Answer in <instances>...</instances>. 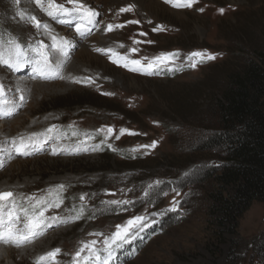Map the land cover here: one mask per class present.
Returning a JSON list of instances; mask_svg holds the SVG:
<instances>
[{
	"label": "rangeland",
	"instance_id": "rangeland-1",
	"mask_svg": "<svg viewBox=\"0 0 264 264\" xmlns=\"http://www.w3.org/2000/svg\"><path fill=\"white\" fill-rule=\"evenodd\" d=\"M56 2L72 7L67 0ZM83 2L99 15L97 26L80 37L74 24L60 23L65 17H49L36 0H0V45L5 49L9 37L25 48L40 40L51 44L44 28H35L26 18L33 15L73 44L66 58L53 54V60H63L62 79H33L31 70L20 76L0 65V84L7 99L19 102L24 97L12 116L0 118V137L4 136L0 155L5 152L0 156V188L15 193L18 205L27 207L24 198L65 185L61 207L50 209L48 216L69 218L83 205L80 220L53 225L25 244H38L29 254L5 257L0 264H35L38 257L56 248L61 249L57 260L43 264H72L81 241L102 239L90 233L108 235L116 224L135 215L145 216L150 226L120 249L112 264H261L257 250L264 243V203L252 202L235 233L215 225L208 211L210 186L203 177L216 159L190 154L208 132L204 126L214 118L209 106L226 71L262 39L264 0H197L191 8H174L164 0ZM128 5H134L131 12H119ZM221 8L223 13L218 11ZM20 12L26 17L21 18ZM109 24L124 27L105 31ZM158 25L164 30L153 31ZM97 48L112 49L117 55L109 59L112 53L97 52ZM194 51L216 58L192 68L187 56ZM161 52L179 55L151 75L131 71L136 66L124 67V61L114 62L126 56L146 65L142 58ZM22 78L28 84L20 83ZM52 125L56 128L49 134L53 138L47 152L32 150L25 156L2 151L27 133L44 141L45 135L40 134ZM108 127L113 129L110 136ZM122 128L129 131L121 134ZM154 140L155 148L139 147ZM57 145L63 151L53 154ZM108 200L132 203L117 207L104 203ZM174 200L176 210L172 211ZM217 230L224 234H216ZM233 242L235 257L230 252ZM25 245L2 244L3 249L17 250Z\"/></svg>",
	"mask_w": 264,
	"mask_h": 264
},
{
	"label": "snow or ice",
	"instance_id": "snow-or-ice-1",
	"mask_svg": "<svg viewBox=\"0 0 264 264\" xmlns=\"http://www.w3.org/2000/svg\"><path fill=\"white\" fill-rule=\"evenodd\" d=\"M15 2L19 3V0H15ZM164 2L170 4L174 8H191L197 3V0H164ZM36 3L49 17L54 19L65 17L66 19H59V22L74 24L75 31L80 37H85L91 32L92 27L97 26L96 17L99 15V12L85 4L83 0H67V4L72 5V7H66L65 4L57 3L56 0H36ZM133 7L134 5L122 7L119 9V12H131ZM199 11L203 12L204 9L200 8ZM218 11L223 13L224 9L221 8ZM19 15L21 18L26 17L24 12H20ZM26 18L35 28H44L51 40V44H45L43 40H40L34 45L25 48L17 38L9 37L6 42V49L0 45V65L7 66L13 71H19L26 66H31V77L33 79H41L44 81L62 79L63 77L60 73L63 60L57 59L53 62V54L66 58L69 55V49L73 47L72 42L53 34L49 26L47 24H41L34 15L27 16ZM128 23L135 24L139 23V21H128ZM149 23L151 22L149 21ZM122 27H124L123 24H109L105 31H111L113 28ZM163 30V27L159 25L153 28V31ZM141 35H146V33H141ZM149 43H151V41H149ZM96 51L112 53L109 59H113V56L117 55L112 49L97 48ZM130 51L135 52L137 49L132 48ZM178 55L177 52H161L152 58H142L147 60L146 65L142 64L140 60H128L126 56L119 57V59L114 62L121 63V61H124V67H130V65L136 66L130 67L131 71H144L151 75L153 74V69L168 66ZM215 58L216 55L202 51H194L187 56V59L191 61L189 66L192 68H195L198 63L214 60ZM74 82L80 83L81 81L75 80ZM17 91H20V89H17ZM23 99V95L20 96L19 102L15 99H7L5 88L3 84H0V118L12 116L21 106L20 102H22ZM55 128L56 126L52 125L50 128L46 129L44 134H40L45 135L44 141L33 139V137L37 136L35 133L27 140L23 137L19 138V142L13 140L9 151H15L18 155H30L31 150L37 147L38 144H42L53 138L49 134H51ZM97 131H104V129H98ZM128 131V129H120L121 134ZM112 133L113 129L108 127L107 136H110ZM55 138L59 139V137ZM116 138L119 139V136ZM156 146L157 141L154 140L151 145H141L139 147L155 148ZM58 151L59 149L53 148V154H56ZM133 151H136V149H133ZM0 166H3L2 163H0ZM155 183L158 185L160 181H156ZM149 187H152V185H149ZM64 190L65 185L58 184L55 185L54 188L47 189L44 195L39 197L35 195L28 196L24 198L27 201V207L18 205L15 193L12 191H0V243L19 248L35 240L42 235L46 229L51 228L55 224L68 223L70 220H80L83 215V205L75 216L69 218L46 215L50 209H59L61 207L63 203L62 193ZM144 194L147 196L148 192L145 191ZM79 199L83 202L86 199L85 194H82ZM104 203L120 207L121 205H129L132 202L128 200H108ZM176 203L177 202L174 200L170 210H176ZM124 210H126V208ZM153 215L156 214L154 213ZM146 221L147 218L145 216L135 215L121 224H116L115 231L108 235L100 232L90 233L89 235L102 237V239L89 240L87 242L81 241L80 247L72 254V264H112L116 258L117 252L126 244L131 243V241L136 239L145 228L150 226ZM98 244L100 246L96 247ZM85 252L87 253L86 255L84 254ZM60 254L61 249H53L38 257L35 264H43V262L49 260L55 262Z\"/></svg>",
	"mask_w": 264,
	"mask_h": 264
},
{
	"label": "trees",
	"instance_id": "trees-1",
	"mask_svg": "<svg viewBox=\"0 0 264 264\" xmlns=\"http://www.w3.org/2000/svg\"><path fill=\"white\" fill-rule=\"evenodd\" d=\"M249 52L226 71L209 106L214 118L204 126L208 132L190 154L216 159L203 177L210 186L208 211L231 233L252 202L264 203V32ZM235 249L233 242L232 257ZM257 251L264 264V243Z\"/></svg>",
	"mask_w": 264,
	"mask_h": 264
},
{
	"label": "bare ground",
	"instance_id": "bare-ground-1",
	"mask_svg": "<svg viewBox=\"0 0 264 264\" xmlns=\"http://www.w3.org/2000/svg\"><path fill=\"white\" fill-rule=\"evenodd\" d=\"M147 2L149 1V0H146ZM53 62H55V60H53ZM3 66V65H2ZM4 67V66H3ZM29 68H31L30 66H26L24 69H21L20 71H18V72H16L15 74H20V76H23V74H25L26 72H27V70L29 69ZM69 68V67H68ZM67 68V69H68ZM8 77V76H7ZM17 78V77H16ZM19 78V77H18ZM28 81L29 80H24L23 78H22V80H20V83H23V84H28ZM28 86H30V85H28ZM5 124H6V122H5ZM5 124H3L2 126H3V128H4V126H5ZM33 127V126H32ZM33 128H29L28 130L29 131H31ZM3 130V129H2ZM28 134V133H27ZM25 134L26 135V138L24 137V136H20V137H17V138H15L16 139V141L17 142H19V138H21V137H23V138H25L26 140L29 138V137H31V133L30 134ZM4 139V136H2L1 135V137H0V140H3ZM33 139H35V138H33ZM40 140L39 141H41V138H39ZM1 142V141H0ZM49 144H50V141L49 140H47L46 142H44V143H42V144H38V146L37 147H34L33 148V153L34 152H47V150L46 149H49ZM11 143H8L7 144V146H3V149H2V151H4V150H6V149H10L11 148ZM56 148L57 149H59V151L58 152H60V151H63V147L62 146H60V145H57L56 146ZM34 150H36V151H34ZM32 151V150H31ZM57 152V153H58ZM13 153H14V151H13ZM5 154V152H3L0 156L2 157L3 155ZM13 156V157H12ZM12 156H10V158H14V155H12ZM0 157V163H2V158ZM6 157V156H5ZM4 161V160H3ZM0 191H3V189H1L0 188ZM47 230H50V228L49 229H46L45 231H47ZM2 244L3 243H0V261H2L5 257H11V258H14V256H16V255H24V254H29L31 251H32V249L33 248H36L37 246H38V244H32V245H28V246H26L25 245V247H23L22 249H20V250H17V249H12V248H10V247H6V248H4L3 249V247L4 246H2ZM1 251H2V253H1ZM4 251V252H3ZM20 251V252H19ZM17 253V254H16ZM17 256V257H18ZM16 259V258H15ZM14 261V260H13ZM15 262V261H14Z\"/></svg>",
	"mask_w": 264,
	"mask_h": 264
}]
</instances>
